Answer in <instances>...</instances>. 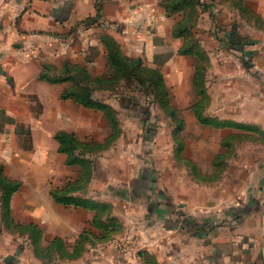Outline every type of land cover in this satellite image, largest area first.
<instances>
[{"label": "rangeland", "instance_id": "1", "mask_svg": "<svg viewBox=\"0 0 264 264\" xmlns=\"http://www.w3.org/2000/svg\"><path fill=\"white\" fill-rule=\"evenodd\" d=\"M175 2L160 3L171 19L164 30L163 53L153 52L150 43L137 38L123 44L110 33L111 23L90 18L85 27L99 25L97 54L91 56L96 65L88 66L86 58L68 59L60 67L43 64L41 72L63 79L41 80L65 83L61 98L89 109L79 124L80 133H54L68 166L62 188L73 197L97 198L93 200L103 218L113 215L114 205L106 201L109 193L123 196L121 182L129 177L127 171L137 176L141 171L149 185L162 171L171 177L180 168L181 177L210 183L218 198L234 196L240 189L250 196L254 184L264 185V0H189L180 10H174ZM110 38L130 60L125 70L109 60L108 51L114 49ZM77 86L85 88L86 103L65 95ZM44 127L40 126L41 134ZM64 132L73 136L62 139L63 149L59 135ZM35 141L45 150L49 140ZM35 141L6 139L0 150H34ZM6 181L22 186L0 162V242L29 236L28 225L11 216ZM234 210L217 219L218 225H235L242 211ZM106 225L116 226L114 237L125 232L118 219ZM132 234L145 244L144 264H155L147 243Z\"/></svg>", "mask_w": 264, "mask_h": 264}, {"label": "crops", "instance_id": "2", "mask_svg": "<svg viewBox=\"0 0 264 264\" xmlns=\"http://www.w3.org/2000/svg\"><path fill=\"white\" fill-rule=\"evenodd\" d=\"M162 1L0 0V148L6 139L49 140L45 150L36 141L34 150H0L6 174L22 181L11 197L12 218L40 230L38 241L29 232L0 242V264H111L118 254L114 236L95 222L96 209L59 202L51 193L69 174L54 133H80L89 109L61 98L66 84L43 81L40 74L45 63L60 67L77 58L96 63L91 56L97 54L99 25L85 27L90 18L111 23L110 33L123 44L137 38L163 53L171 19ZM179 169L171 177L162 171L149 185L141 171L139 176L127 171L123 196L106 198L114 205L111 216L125 232L142 237L155 264H264V185L254 184L250 196L240 189L218 198L210 183L187 180ZM112 174L116 181V171ZM230 209L242 211V217L235 225H218Z\"/></svg>", "mask_w": 264, "mask_h": 264}, {"label": "trees", "instance_id": "3", "mask_svg": "<svg viewBox=\"0 0 264 264\" xmlns=\"http://www.w3.org/2000/svg\"><path fill=\"white\" fill-rule=\"evenodd\" d=\"M177 2H175V6H174V10H180L182 8V6H185L184 4L186 2H188L189 0H176ZM186 1V2H185ZM168 5V4H167ZM113 44H114V49H109V60L111 62H113L114 64L116 63H120L121 64V68L122 69H126L128 68V64L130 65V60L128 57H124L121 55L120 50L116 47V42L110 38ZM135 63L139 65V67L141 66V60L139 58L135 59ZM130 71H134V68H130ZM41 79H46L48 81H52V82H57V81H61L63 78L61 76L52 78L49 76V74H47L45 71L41 72L40 74ZM85 88L82 89L81 87H75L71 90H69V93L66 92V96L70 95L73 96L75 99L80 100L82 103H86V101H88L89 96H85ZM72 94V95H71ZM91 101V100H90ZM93 103V101H91ZM72 134H68V133H62L61 135H59V137H61V146L64 149V145L66 143V141L63 142L62 139H70L72 138ZM21 187V183L19 181H6V183L4 184V188L7 190V201L10 205V201H11V197L13 195V193L15 191H17L19 188ZM52 195L53 197L59 201V202H63V203H75V204H81L90 208H94L97 210V214L95 216V222L96 224L100 227V229H102L108 236H112V234L116 233L117 228L116 226H108L106 225V222H111L113 221V224L116 222V218L112 217L111 215L108 216L107 218H103L100 215L99 212V204L97 202H94L91 199H87V198H81V197H73L69 195V191L68 188H56L52 190ZM29 227V232H31L33 240L34 241H38L39 235H40V230L37 227L34 226H28ZM112 227V228H111ZM39 234V235H38Z\"/></svg>", "mask_w": 264, "mask_h": 264}, {"label": "built area", "instance_id": "4", "mask_svg": "<svg viewBox=\"0 0 264 264\" xmlns=\"http://www.w3.org/2000/svg\"><path fill=\"white\" fill-rule=\"evenodd\" d=\"M112 244L118 254L112 259L111 264H144L141 251L145 244H142L138 236L124 232L114 237Z\"/></svg>", "mask_w": 264, "mask_h": 264}]
</instances>
